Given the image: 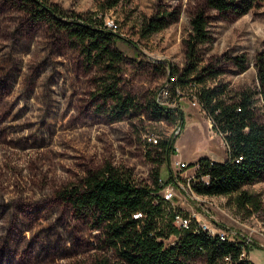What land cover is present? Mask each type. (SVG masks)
<instances>
[{
    "label": "rangeland",
    "instance_id": "rangeland-1",
    "mask_svg": "<svg viewBox=\"0 0 264 264\" xmlns=\"http://www.w3.org/2000/svg\"><path fill=\"white\" fill-rule=\"evenodd\" d=\"M48 1L68 13L114 20L115 45L123 53L120 88L137 107L109 122L93 95L98 69L86 64L69 39L32 19L21 0H0V264H93L103 254L98 231L77 218L55 191L104 162L130 170L135 180L151 187L152 173L157 170L158 178L167 180L170 168L175 178L166 185L173 189L169 205L216 223L235 239L244 234L251 262L264 264V242L256 239L264 233L250 229L264 227V179L242 186L254 198L243 207L237 205V193L197 199L186 186L190 164L198 157L221 161L227 154L222 135L195 103L199 88L222 85L224 98L233 101L242 92L249 94L254 116L264 125V87L255 67L257 58L264 57V0H234L247 6L243 13L218 12L205 0H129L110 9L102 8V0ZM157 9L173 10L176 19L142 36V19ZM199 10L206 16L208 38L198 45V69L221 73L201 83L191 79L168 99L181 110L180 129L177 115L149 119L145 104L171 69L181 72L189 18ZM234 55L246 58L245 70L232 63ZM178 128L168 168L164 159L158 161L157 145ZM176 161L189 166L181 170ZM164 190L156 192L163 196ZM169 214L162 220L172 223ZM195 264L204 261L198 258Z\"/></svg>",
    "mask_w": 264,
    "mask_h": 264
},
{
    "label": "trees",
    "instance_id": "trees-1",
    "mask_svg": "<svg viewBox=\"0 0 264 264\" xmlns=\"http://www.w3.org/2000/svg\"><path fill=\"white\" fill-rule=\"evenodd\" d=\"M127 1L102 0L101 5L110 9ZM21 2L32 19L44 22L69 39L79 48L86 64L98 69L93 95L100 101L98 110L109 122L121 120L136 109L133 97L120 88L123 53L115 45L118 34L106 26L103 17L96 19L79 12L68 13L48 0ZM205 3L218 12L239 9V13H243L247 7L242 8L234 0H205ZM175 19L173 10L157 9L142 19L140 34L146 36L159 31ZM189 25L184 40L185 64L181 72L177 69L169 72L170 76H175L171 95L175 94L176 87L191 79L201 83L205 77L214 78L221 73L220 69L207 66L198 69V45L208 38L204 12L199 10L192 14ZM230 60L239 71L247 68V60L242 55L231 56ZM255 67L256 78L264 87L263 56L257 58ZM224 92L222 85L201 87L196 91L199 104L213 121V129L222 135L227 145V154L221 161L198 157L190 186L203 195L237 193V205L243 207L252 204L254 198L242 186L264 179V125L254 116L249 94L242 92L238 100L233 101L226 100ZM262 95L264 98V90ZM176 110L174 106L157 103L154 95L145 104L149 119L171 120L177 115L181 129L182 113ZM177 135L160 140L157 145L161 155L158 161L164 159L168 168ZM159 178L155 170L151 187L135 180L130 170L104 162L87 171L78 181L55 191L77 218L98 231L103 254L94 259L93 264H195L198 258H202L204 264H253L244 234L234 241L222 240L201 228L178 229L170 220H162L167 211L172 221L176 209L156 191L171 184L175 177L169 168L167 180L160 183ZM170 236L173 237L171 241L165 242Z\"/></svg>",
    "mask_w": 264,
    "mask_h": 264
},
{
    "label": "built area",
    "instance_id": "built-area-1",
    "mask_svg": "<svg viewBox=\"0 0 264 264\" xmlns=\"http://www.w3.org/2000/svg\"><path fill=\"white\" fill-rule=\"evenodd\" d=\"M103 21L108 28L115 30L116 23L114 22L113 19L108 18V17L105 18V16H104ZM174 79H175V76H169L167 78V81L162 86H160V88L155 92L154 99L156 100L157 103L167 105V106H171L170 101L168 99L171 97L170 87H171V82ZM176 90H177V87L175 88V91ZM196 102L199 103L197 98H195V103ZM208 122H209V125L212 126L213 121L210 117H208ZM179 130L180 129L178 128L176 130V133H178ZM153 141L155 142V139H153ZM224 144H225V142H224ZM225 147H226V151H227V145L226 144H225ZM175 164L181 170L188 168V164L184 161H176ZM192 166H193L192 167L193 168L192 173L190 175L186 176V186H187L188 193L197 199H201L200 197H202V196H211V195L198 194L191 188L190 180L193 179V172H194L195 168L197 167V163H194V165H192ZM159 181H160V183H162L164 180L162 181L161 178H159ZM166 185L163 186V188H165L164 192L162 193L163 198L165 200H170L173 196V189H172V187L166 186ZM172 223L178 229H188L190 227H193V229H200L201 228L203 230H206L208 233H210L212 235H215V234L218 235V237L222 240L223 239H229L232 241L237 240L233 237L234 234L231 236H228V234L226 233L224 228L222 229L220 227H217L216 223L211 222V221L205 222V221L199 219L195 214L190 215V214L182 213L178 210H175L174 214L172 216ZM250 229L252 232H256L258 234L264 233V227L261 225L259 227L250 228ZM248 238L249 237H247V239ZM242 254H243V252H242Z\"/></svg>",
    "mask_w": 264,
    "mask_h": 264
},
{
    "label": "crops",
    "instance_id": "crops-1",
    "mask_svg": "<svg viewBox=\"0 0 264 264\" xmlns=\"http://www.w3.org/2000/svg\"><path fill=\"white\" fill-rule=\"evenodd\" d=\"M258 237V238H257ZM256 239L260 242H264V235L262 236H257Z\"/></svg>",
    "mask_w": 264,
    "mask_h": 264
}]
</instances>
